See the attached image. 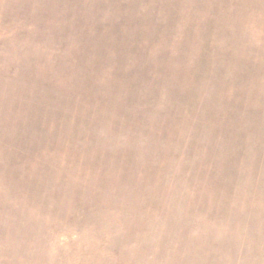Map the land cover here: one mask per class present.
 Instances as JSON below:
<instances>
[{
  "label": "rangeland",
  "instance_id": "rangeland-1",
  "mask_svg": "<svg viewBox=\"0 0 264 264\" xmlns=\"http://www.w3.org/2000/svg\"><path fill=\"white\" fill-rule=\"evenodd\" d=\"M0 264H264V0H0Z\"/></svg>",
  "mask_w": 264,
  "mask_h": 264
}]
</instances>
